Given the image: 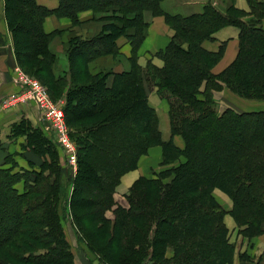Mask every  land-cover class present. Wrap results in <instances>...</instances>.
<instances>
[{"label": "trees", "instance_id": "16d2710c", "mask_svg": "<svg viewBox=\"0 0 264 264\" xmlns=\"http://www.w3.org/2000/svg\"><path fill=\"white\" fill-rule=\"evenodd\" d=\"M57 1V8L49 10L36 0H3L4 19L19 69L44 74L49 95L59 93L65 100V123L77 149L76 174L72 179L63 175L64 156L40 127L23 119L10 126L7 138L14 143L22 138V143L20 153L5 154L0 164V264H75L62 227L64 216L102 264H233L237 249L224 222L227 212L212 192L220 189L231 199L238 236L249 243L264 234V111L217 113L213 95L227 89L242 98L264 100V0H246L248 12L235 8L233 0L225 11L207 3L201 13L188 16L164 12L163 0ZM13 4L26 5L32 18L29 52L20 42L24 22ZM85 11L92 13L98 29L75 34L79 14ZM149 15L163 16L173 30L168 44L151 56L161 67L151 59L144 67L138 62ZM48 16L66 18L72 25L67 71L61 75L51 69L55 55L50 49L61 31L43 30ZM226 26L239 31L237 54L224 71L213 75L224 46L209 52L203 43L215 40L214 34ZM122 38L129 48L128 68L116 71L123 56ZM150 86L167 101L171 135L181 137L183 148L172 138L162 140L158 116L148 104ZM96 92L103 99L84 107L85 95ZM251 125L258 133L244 139ZM113 127L123 132L121 147L113 153L111 166L99 168L95 148ZM233 129L238 133L232 140L228 135ZM155 145L162 147L163 165L183 160L137 179L124 196L126 206L118 205L114 194L121 178ZM3 147L0 139L5 152ZM207 156L210 164L201 162ZM103 180L102 198L78 201L84 182ZM242 258L249 259L246 253L239 254Z\"/></svg>", "mask_w": 264, "mask_h": 264}, {"label": "rangeland", "instance_id": "374dc122", "mask_svg": "<svg viewBox=\"0 0 264 264\" xmlns=\"http://www.w3.org/2000/svg\"><path fill=\"white\" fill-rule=\"evenodd\" d=\"M84 2H86V0H76L75 3L83 4ZM209 3H211V2H209ZM232 4L235 8H237L234 4V0H233ZM212 5H214V4L212 3ZM228 5H231L230 0H217V4L214 6L217 9H222L221 11H225V8ZM26 7H27L26 5H22V4H19V5L13 4V8L16 10L17 13L20 14L19 16H22L21 18L24 22L23 31L20 32V34H19L20 42L23 45V47L28 49V50L24 49V51L29 52V46H31L32 41H33L34 28L29 25V22L32 21V18L29 16V13H26V10H27ZM170 15H178V14H170ZM181 16H186V15H181ZM156 17H162L164 22H165L166 27H168L173 33L172 28L169 26V24L166 22V20L163 16H150L149 15L148 17H146L148 20L149 26H150L151 22L153 21V19ZM53 18L55 20L58 19L54 16H53ZM262 26L264 28V22H263ZM71 27H72V25L70 22V25L66 28H57L59 31H61L60 32L61 34L53 39V44L50 47L51 51L55 55V64L51 69H54L55 74H58V75H61L62 73H65L67 71V59H66L65 51H66V47H67V37H69V34H70L68 32V29H70ZM226 27H229V26H226ZM75 28H79V27H75ZM75 28H73V33L79 34L80 32L78 30H76ZM86 28H87V26H82L83 30H85ZM57 29H55V30H57ZM84 34H87V33H84ZM238 35H239V31H238ZM9 37H10V41H11V45H12L10 33H9ZM121 40H123V43H125V41H126L123 38L120 39L119 41H121ZM206 42L207 41H205L203 43V47L206 44ZM238 43H239V41H238ZM225 45H226V43H224V42L220 43L218 45L217 50L214 52H217L221 46H224V49H225ZM12 48H13V46H12ZM126 48H127V50H129L128 47H126ZM237 49H238V47H237ZM122 51H123V47H122ZM13 52H14V49H13ZM153 55L151 54L149 57L151 59V62L154 59H158V58H152L151 56H153ZM1 56H2V52H1ZM128 57H129V51L126 54L123 53V56L121 57V59H122L121 64H117V66L115 67L116 71H122V70H125L128 68V63L126 61V58H128ZM222 57H223V55L221 56V58ZM250 63L254 64V60L251 59ZM16 65H17V63H16ZM17 67H18V65H17ZM213 67H212V69H213ZM226 68H224L222 71H224ZM18 69H19V67H18ZM212 69H211V73L213 75L219 74V73L214 74L212 72ZM21 71L23 73H25L27 76L34 78L37 81H39L40 84L47 91V87L43 83V80L45 77L44 74L38 75L35 73L34 69H31V70L29 69V70H27V72H25L23 69H21ZM9 76L10 77H7L6 81L4 78V80L2 82V84H4V85L0 87V89H5V93H7L11 90L9 88L11 87V83L13 85V80H14V83L18 87V84L16 82V76H14L13 72L10 71ZM10 79L12 81L11 83H10ZM147 90L150 92H151V90H154L156 92V89L151 88V86L149 88H147ZM47 93H48V91H47ZM48 95H49V93H48ZM156 95L159 97V99L161 101H163L165 103V105H163V107L166 109V111H168L167 101L165 99L161 98L157 94V92H156ZM7 96L8 95L5 94V97L2 98V101L4 99H6ZM213 96H214V102H215V109H216L217 113H222L223 111H225L227 109L233 110V111L238 112V113H251V112L264 111V100H249L246 98H242V97L232 93L231 91H229L227 89H222L221 91L215 92ZM49 97L53 101V103L58 104V106L63 110L65 100L59 93H57L54 97H52L50 95H49ZM85 98H86V101H84L83 106L86 108H89V107L93 106L94 103H98L99 101H101L103 99V95L101 93L96 92V93H92L89 95H85ZM29 100L30 99H27L26 102H23L20 105H17L14 113L8 114L7 117L5 116V125L3 126L5 129L4 130L5 131V141L2 142L4 145L3 148H5V154L14 155L16 153H20L21 149L19 148L18 144L22 143V141H21L22 138L15 140V143H14V141L12 140L14 138L11 137V139H8L7 136L9 134L10 126H12L17 121H20L21 119L26 120L33 127H40L47 136L51 137L52 141L56 144V146L58 147V150L61 152V155L64 156L65 161L63 163H61L62 167L64 169L63 175L65 176L66 174H68L69 178H71V179L74 178V176L76 174V164H75V166H73L68 162V159H67V156L64 152V149L59 144V142L56 138L55 132L52 130L50 124L44 119V116L38 110L36 105L32 101H29ZM13 103H16V101H13L12 104ZM168 120H169V118H168ZM86 123H91V121H88ZM67 129H68V135H69V133L71 132L69 126H67ZM0 133H2V129H0ZM237 133H238L237 129L230 130L228 138H230L232 140L235 139V137H236L235 134H237ZM257 133H258V130L256 129V126L251 125L250 127L247 128L246 133H245V135H243V137H244V139L245 138L246 139L251 138V137L254 138L257 135ZM259 133L262 135V130L259 131ZM216 134H217V132L214 134V137H216ZM206 136H207L206 134L201 135L200 139L202 140ZM163 137H164L162 139L163 141H168L170 138H172L174 145L176 147L183 148V145H184L183 140L181 139L180 136H172L171 131H170V127L167 126L164 128ZM243 137H241V139H242L241 142L243 141ZM121 138H123V132H122L121 128H119V127L118 128L113 127L111 130H109L108 133L105 134V137L102 136L99 138V140H98L99 144L95 148L97 155H99V158L96 161V165L100 166L99 168H101V167L106 168L108 166H111L115 162V159L113 157V153L116 152L117 149H119L121 147V144H120ZM69 139L73 143L75 153L77 154L76 145L74 144V142L72 141L70 136H69ZM241 142H239V143H241ZM123 154L127 156V154H125V153H123ZM27 157L31 158V157H33V155L27 154ZM13 159L17 160L18 163L24 164V160L20 156H15V157L13 156ZM182 160L183 159L180 158V161H182ZM180 161L177 160L171 164L163 165L162 164V162H163L162 147L160 145H155V146L150 147L147 150L146 154H144L143 156H141L139 158V160L137 162V167H138V165H140V167L145 172L144 173L145 176H141V177L149 178V177L154 176L153 174H157V173H160L161 171L176 167ZM210 161H211V159L209 158V160H208V156H207V158L201 162H204V164H210ZM137 167H136V169H137ZM105 184H106L105 180H103L101 182H90V181L84 182V184H83L84 189L80 192L79 196L77 197L78 201L81 203H84L85 199L91 200V199H96V198H102L103 194L105 192ZM118 187L116 189V193L114 194L115 202L118 205L124 206V204H125V206H126L124 196L126 194H128L130 187L125 192L124 195H122V193H120V192L117 193ZM70 189H71L70 186H68V188H67L68 193H69ZM213 193H214V195H213ZM212 195H213V197L215 196L214 197L215 201L222 207V209L225 212H227V214L225 215L226 221L232 223L231 220H233V219L230 215V211L232 210V204L233 203H232L231 199L228 197L227 194H225V192H223L222 190L217 189V188H215L213 190ZM5 211L8 212L9 214L11 213L10 212L11 210L8 209V207L5 209ZM107 216L109 218H112V213L107 212ZM193 220H195L194 217L190 219L191 222ZM62 227L64 229V232H65L64 234L67 238V241L71 247V251H72V254L74 256V263L75 264H102L94 257V255H92L89 252V250L85 247L83 242L79 240V238L75 232V229L73 228L71 221H70L68 216H64L62 218ZM187 230H189V229H187ZM176 231L178 232V234H183L182 232H184L183 229H181V228H177ZM253 239L251 240V242L248 243L246 239H242L240 236H238L237 230L234 227V229L230 233V241H232V243L234 242L236 249H237V253L235 254L233 264H264V234L261 235V237L258 236L257 238H253ZM255 239H257V240H255ZM250 244H251V246H250ZM244 253L247 254L249 259L242 258L240 260L239 254H244Z\"/></svg>", "mask_w": 264, "mask_h": 264}, {"label": "crops", "instance_id": "0c3cea01", "mask_svg": "<svg viewBox=\"0 0 264 264\" xmlns=\"http://www.w3.org/2000/svg\"><path fill=\"white\" fill-rule=\"evenodd\" d=\"M36 2L49 10L56 9L58 4L57 0H36ZM209 2L213 3L214 5L217 4V0H163L161 3V8L164 12H167L169 14H180L187 16L191 14L201 13L203 6ZM234 4L239 10L245 12H248L249 10L246 0H234ZM78 19L80 20V23L76 27L79 28H74L79 32L92 34L97 31L98 27L96 21H94L95 19L92 18L91 12L85 11L80 13ZM69 25L70 21L66 18H58L55 20L52 16H48L43 21V30L46 33H52L57 28H66ZM82 26H87V28L83 30ZM172 34V31L168 27H166L162 17L154 18L147 30V36L139 50L138 62L140 66L144 67L147 60L150 59L149 57L151 54H156L159 50L163 49L169 42ZM214 39L215 40L213 41H207L204 45V48L209 52L216 51L220 43H226L223 57L212 69V72L214 74H218L224 68H226L236 57L238 47V30L233 26L225 27L219 30L214 35ZM119 44L123 46L122 52L126 54L129 51L126 48L128 47V45H125V43H123V40L119 41ZM152 62L157 67L162 66V62L158 59H154ZM17 68L18 67L16 65V59L11 45L9 32L7 30L6 22L4 19V4L3 0H0V87L4 85L2 84L4 78L6 81L7 77H10V71L13 72L15 76ZM11 82L12 81L10 79V83ZM9 89L11 90L7 93H5V89H0V129H2V133H0V139L2 140V142L5 141V129L3 127L5 125V116L7 117L8 114L14 113L16 107L10 110H5V108L1 107V101L2 98L5 97V94L11 95L18 92L19 86L17 87L13 80V85L11 83V87ZM148 104L155 110L158 116L159 128L163 139L164 128L167 126L169 127L168 111H166V109L163 107L165 103L159 99L154 90H151V92L148 91ZM4 158L5 152L0 150V164L3 163ZM144 173V170L140 167V165H138L137 169L125 174L121 178L117 193L120 192L122 193V195H124L135 180H137L141 176H145ZM224 222L229 230L232 231L234 229L235 224L233 223V220H231L232 223H230L226 221L225 217Z\"/></svg>", "mask_w": 264, "mask_h": 264}, {"label": "built area", "instance_id": "2783aa9c", "mask_svg": "<svg viewBox=\"0 0 264 264\" xmlns=\"http://www.w3.org/2000/svg\"><path fill=\"white\" fill-rule=\"evenodd\" d=\"M16 82L19 86L18 92L8 95L1 101V107L10 110L27 99L32 101L38 110L44 116V119L50 124L55 132L59 144L63 147L68 162L75 166L76 153L73 143L69 139L67 125L65 123L63 110L58 104L53 103L45 88L34 78L27 76L17 68L15 72ZM16 101V103H13Z\"/></svg>", "mask_w": 264, "mask_h": 264}]
</instances>
